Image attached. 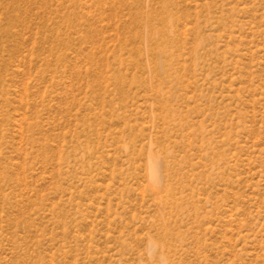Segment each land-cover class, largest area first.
Returning a JSON list of instances; mask_svg holds the SVG:
<instances>
[{"label":"rangeland","instance_id":"1","mask_svg":"<svg viewBox=\"0 0 264 264\" xmlns=\"http://www.w3.org/2000/svg\"><path fill=\"white\" fill-rule=\"evenodd\" d=\"M0 264H264V0H0Z\"/></svg>","mask_w":264,"mask_h":264}]
</instances>
